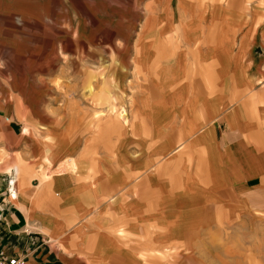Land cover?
<instances>
[{
  "label": "crops",
  "instance_id": "1",
  "mask_svg": "<svg viewBox=\"0 0 264 264\" xmlns=\"http://www.w3.org/2000/svg\"><path fill=\"white\" fill-rule=\"evenodd\" d=\"M153 1L155 5L160 0ZM175 1L176 4H169V0V3L157 4L152 8L153 10L151 9L161 20L156 25V29H168L171 23L176 26L184 15L188 17L190 11L192 12L193 18L183 21L181 29H175V34L177 35V30H181L184 39L199 41L203 28L209 30L204 41L208 43L209 49L202 45L199 48L200 53L195 54L196 57L199 55V61L208 60L205 71L210 86H207L204 78L199 76L201 70L197 66H194L193 73L189 74L184 65L179 64L183 57L191 61L194 54L188 52L183 55L177 52L167 59L164 54L162 56L158 53L153 54L149 46L151 34L148 35L146 42L141 47L138 46L137 54L135 58L133 57L138 61L142 60L145 64L142 63L139 68V63L137 66L135 61L136 69L133 67L132 70L134 78L137 75L145 82L143 86L146 95L143 105L131 112V118L126 117L130 122L128 129L122 127V118L110 120L116 126V132L120 134L117 136H122L121 134L124 133V138H118L116 145L108 143V134H106L108 128L104 126L100 133L93 135L92 142L87 146L85 144L81 150L82 154H87L90 152L89 148L95 149L97 144L103 143L104 149L107 153L113 154L116 161L106 157L102 161L104 164H100L98 168L93 166L89 171L90 156L86 160L84 156L79 155L78 160L71 156L76 161L72 162L67 158L68 163L65 166L62 162L65 167L60 170L72 165L76 172L53 176L48 179L49 183H45L47 179L40 173L36 178L37 183H33L35 177L29 179L27 183L29 172L25 171L23 166L16 164L20 177L18 181L13 179L14 183L8 185L10 195L15 190L16 197L11 198L7 195V191H2L7 187L0 185V258L19 256L28 264H88L89 262L114 264L113 260L141 264L136 255L133 257V252L139 251L138 242H142L144 247L148 245L146 248L151 250L170 244V242H160L159 237L166 231L160 226L166 223L169 225L173 220L179 219L180 215L176 214L174 208L176 202L169 201L156 210L153 200H150V187L147 183H142L144 181L142 178L138 179V171L143 168H139L136 164L131 170L127 167L128 161L127 163L123 161V156L124 159L128 158L130 163L135 161L136 155H131L130 152H140L139 143L144 149L141 150L140 158L142 161L148 158L144 166L148 169L151 167V171L146 170V180L155 179L154 188L157 190L162 184L168 186L166 188L168 192L170 189L171 192L180 188L185 190L188 200L184 202L189 208L194 209L198 218L200 217L199 225L193 228V232L198 234V237L210 233H216L219 237L220 229L221 231L227 229L229 222H231L230 226L237 225L238 231H248V234L261 233V230H264V219L256 215L258 211L264 212V101L257 99L255 97L257 95L254 94L262 91V85L259 86L257 83L263 80L260 76L256 79V75L259 74L257 65L259 66L261 58L251 54L249 50L251 42L248 43L247 35L240 38L238 49L235 50L234 23L226 19L223 11L216 6V13L219 12L223 16L221 21L218 19V23L211 22L213 17L210 12L205 19H199L203 9L200 5H194L191 0H179L181 6H178L177 0ZM229 3L231 6L235 2L230 0ZM209 24L212 25L208 27ZM147 26L150 27L151 24ZM218 26L231 30L226 37L227 41H231V49L228 47L226 56L221 55L218 48L217 50L214 48L218 38ZM262 28L264 30V23ZM165 32L163 31L159 36H164ZM244 56L248 57V62L245 69H240L234 64V60ZM163 58L169 60L172 73L178 72L176 74L178 82H174L175 77L167 81L165 80L167 76H160V68L156 69L155 62ZM214 61L219 64L212 73L210 69L214 68ZM218 72L227 78L221 79L222 82L226 81L231 86L227 87V84L228 90L224 91L221 84V92L218 90L215 93V73ZM185 77L188 79L186 80ZM220 82L217 81V89ZM203 85L209 88V92L204 95H202ZM249 94L253 96L251 99ZM137 95L140 100L142 92H137ZM153 104L158 107L164 106L166 109L158 110L156 113ZM105 123L103 119L100 122V124ZM130 142L136 143L137 146L130 145ZM53 146L52 163L57 164V158L64 147L57 140ZM39 147L37 145V148ZM39 152L41 154V149ZM107 156L111 157V155ZM162 159L167 160L162 162ZM157 168H160L162 173ZM170 174L172 186L168 184L167 175ZM22 183L24 186L20 187ZM39 190L43 197L35 196V193L39 194ZM86 194H97V202L92 205L91 200L85 197ZM179 199L183 201L182 197ZM103 204L107 216L103 212L100 213L101 215L96 214L95 205L100 208L99 205ZM67 205L69 208H64ZM66 209L69 211L64 213L63 210ZM88 209L93 213L92 219L84 216L89 213ZM174 214L176 217L173 216ZM219 216L227 221L223 226L219 225ZM152 219H156V223ZM81 224L83 225L78 236L76 234L78 230L74 232V229ZM182 225H185L184 221H177L169 229L172 230L171 237H174L176 244L181 245L184 251L187 246L184 243L189 241L188 237L192 231L182 232L180 230ZM95 227L99 232L91 233ZM112 227L113 229L109 230ZM126 242L130 245L124 249L122 245ZM82 244H85L89 250L84 260L82 256L87 250H83ZM199 246L200 243L196 242V250H201ZM163 256L166 254L160 253L155 256L153 253L148 258H153V261L156 259L157 264H163ZM228 259L233 262L235 257L228 256Z\"/></svg>",
  "mask_w": 264,
  "mask_h": 264
},
{
  "label": "rangeland",
  "instance_id": "2",
  "mask_svg": "<svg viewBox=\"0 0 264 264\" xmlns=\"http://www.w3.org/2000/svg\"><path fill=\"white\" fill-rule=\"evenodd\" d=\"M152 1L0 0V185L7 187L2 190L7 191V195L10 196L8 185L18 175L19 168L16 164L23 166L25 171L29 172L26 182L35 177L33 183H37L36 178L40 173L45 175V179H47L45 183H49L48 179L53 176L76 172L72 165L60 170L68 163L67 158L75 162L79 155L80 157L84 156L85 160L90 156L89 171L93 166L98 168L100 164H104L102 161L106 157L111 161H116L115 156L110 152L107 153L104 149L103 143L97 144L95 149L89 148L90 152L87 154H82L81 150L85 144L87 146L92 142L93 135L100 133L104 126L108 128L106 133L108 134V143L116 145L118 141H115V137L119 134L115 130L116 126L110 120L122 118V127L128 129L130 123L126 117L129 118L133 110L143 105L146 95L143 86L145 82L142 77L137 75L134 78L132 70L133 67L136 69V62L137 66L139 63V68L143 63L142 60L138 61L134 58L138 46L141 47L146 42L148 35L151 34L149 46L152 48L153 54L158 53L161 56L164 54L166 59L177 52L183 55L188 52L194 54L191 61H187L183 57L179 64L186 66V72L189 74L193 73V67L197 66L201 70L199 76L204 78L207 86H210L205 71L208 60L199 61V55L196 57L195 54L196 52L197 54L200 53L199 48L202 45L209 49L208 43H204L205 35L209 30L203 28L200 35L202 37L199 38V41L184 39L181 30H177V35L175 34V29H181L183 21H189L193 18L191 11L188 17L184 15L176 26L171 23L168 29H156V25L161 20L151 9L157 4L169 3V0H156L159 2L155 5ZM177 1L178 6H181L179 0ZM191 2L194 5H200L203 9L199 19H205V16L210 12L213 17L211 22L217 21L218 23V19L221 21L223 16L219 12L216 13L215 6L223 11L226 19L232 21L235 26V50L238 49V43L243 35L249 37L248 43L251 42L249 45L251 54L261 58L259 66L257 65L259 74L256 75V79H259L257 77L260 76V79L263 80L261 83H257L259 86L262 85V91L254 94L257 95L255 96L257 99L264 101V30H262L264 0H234L235 5L231 6L230 0H216L215 2L212 0H191ZM169 4H176V1L170 0ZM144 21H146L145 24H143ZM148 24L149 26L151 24V28L147 26ZM210 25L212 24L207 26ZM76 26L80 28L79 35L74 34ZM230 27L232 28V26ZM9 31H18V34H10ZM163 31L166 32L163 34L164 36L160 37L159 35ZM230 31L226 28H219L218 38L214 44V48L216 50L218 48L221 55L224 56L228 53V47L231 49V41L226 40ZM216 50L213 51V55H215ZM237 58L234 60L236 67L238 65L240 69H245L248 62L247 58L245 56ZM166 59L157 60L155 66L157 70L160 68L161 77L167 76L165 80L171 81L172 77L177 78L178 72L175 74L171 72L169 60ZM214 64V68L210 69L212 73L215 72L219 62L214 61ZM112 72L114 73L113 81H111L112 76H110ZM242 74L247 73L242 72ZM221 79L227 78L220 72L215 73V93L218 90L221 92V84L224 91L228 90L226 88L228 83L222 82ZM217 81L220 82L218 89ZM174 82H178V80L176 79ZM231 84L233 85V83ZM203 86L202 95L209 92V88ZM229 86L231 85L228 84L227 87ZM139 91L142 92L140 100L137 95ZM236 94L239 95V93ZM137 96L139 101L136 99ZM252 97L250 95V99ZM154 106L156 113L158 110L166 109L164 106L158 107L153 104ZM102 119L103 122H106L105 124H100ZM123 135L124 133L122 136H117L116 139L124 138ZM56 140L64 147L57 158V164L52 163L54 157L52 150L55 146L53 143ZM121 141L119 140V142ZM33 142L40 147L37 148ZM134 142L129 144L137 146ZM141 145L139 143L138 147L144 151ZM141 150L140 152H130L131 155H136L133 163H130L128 158L124 159V156L123 161L125 163L128 161L127 167L131 170L136 164L139 168H143L138 171V179L142 178L144 180L142 183H147V186L150 187V200H153L156 210L162 204L174 200L176 202L174 207L176 214L180 216L179 219L173 220L169 225H166L165 222L164 226H160L166 230L159 237L160 242H170V244L151 250L146 248L148 245L144 247L142 242H138L140 248L137 253L133 252V257L136 255L141 264H145V262H147L146 264H157L156 259L153 261V258H148L153 253L155 256L160 253L168 254V257L164 258L163 264H264V230H261V233L248 234V231H238L237 225L235 227L230 226L231 222H229V227L226 226L227 229L222 231L220 229L221 236L219 237L216 233L203 234L198 237V234L193 232V228L199 225L200 217L198 218L194 209L189 208L188 204L184 202V200H188L185 196V190L180 188L171 192L170 189L168 192L166 190L168 186L165 184L159 185V190L155 189V179L146 180V170L151 171V167L148 169L144 166L148 158L142 161L140 158ZM103 154L105 156H101ZM107 155H111V157ZM71 156H74L76 160ZM166 160L162 159V162H166ZM108 163L111 162L108 161ZM157 170L159 171L160 168ZM167 176L168 184L172 186L173 182L170 180L172 175ZM197 178L199 180V173ZM49 191L51 194L50 189ZM38 192L39 194L35 193V196L43 197L40 195L41 190ZM85 197L91 200L92 205L97 202V194H86ZM179 197H182L183 201ZM95 206L96 214L101 215L100 213L103 212L107 216V212L103 208L105 207L104 204L99 205L100 208ZM65 207L69 208L68 205ZM68 211V209L63 210L64 213ZM88 211L89 213L84 216L92 219L93 213L90 209ZM176 214L173 216L176 217ZM257 214L264 219V212L258 211ZM218 219L221 226L227 222L221 216ZM152 221L156 223V219H152ZM177 221H184L185 223L184 226L180 227L182 232L192 231L188 237L189 241L184 243L187 244V249L184 251L181 245L176 244L174 237H171L172 230L169 229ZM82 225L74 229V232L78 230L77 235L81 232ZM94 229L91 233L99 232L98 228L95 227ZM111 229L113 227L109 230ZM196 242L200 243L199 249L201 250H196ZM57 244L59 245L60 242ZM129 245L130 243L126 242L122 248L127 249ZM81 247L83 250H87L86 254L84 253L82 256L84 260L85 257L87 258L89 250L85 244H82ZM228 256H234V261L229 260ZM112 262L114 264H129L124 260L122 263L117 260ZM88 264L95 263L89 262Z\"/></svg>",
  "mask_w": 264,
  "mask_h": 264
},
{
  "label": "bare ground",
  "instance_id": "3",
  "mask_svg": "<svg viewBox=\"0 0 264 264\" xmlns=\"http://www.w3.org/2000/svg\"><path fill=\"white\" fill-rule=\"evenodd\" d=\"M215 1H216V0H212V2H215ZM147 16H148V15H147ZM11 29H15V28H11ZM79 29H80V28L77 27V26L74 28V34H75V35H79V32H80ZM9 30H10V29H9ZM9 33H10V34L17 35V34H18V31H14V32L9 31ZM9 33H8V34H9ZM8 34H7V35H8ZM8 36H9V35H8ZM13 37H15V36H13ZM74 37H75V36H74ZM31 60H32V59H31ZM114 63H115V61H114ZM133 63H134V62H133ZM30 65H32V64H30ZM37 67H38V66H37ZM185 67H186V66H185ZM29 70H30V69H29ZM110 76H112V80H111V81H113L114 73L112 72V73L110 74ZM153 87H154V86H153ZM69 94H70V93H69ZM67 96H68V95H67ZM99 97H100V96H99ZM131 115H132V114H131ZM133 120H134V119H133ZM129 123H130V122H129ZM128 126H129V125H128ZM124 127H125V126H124ZM123 130H124V129H123ZM131 130H133V129H131ZM132 132H133V131H132ZM120 133H121V132H120ZM122 133H123V131H122ZM119 135H120V134H119ZM121 135H122V134H121ZM116 137H117V136H116ZM118 137H119V136H118ZM117 139H118V138H117ZM117 139H116V140H117ZM92 148H93V147H92ZM14 167H15V166H14ZM12 169H13V168H12ZM21 169H22V168H21ZM24 170H25V169H24ZM10 172H11V171H10ZM12 172H13V170H12ZM20 172H21V170H20ZM18 177H20V175H19V176L16 175V176L14 177V180H15V181H18ZM25 178H26V177H25ZM25 178H24V179H25ZM21 179H22V177H21ZM14 180H13V181H14ZM13 181H12V182H13ZM20 181L22 182V180H20ZM107 181H108V180H107ZM12 182H11V183H12ZM13 183H14V182H13ZM19 184H20V183H19ZM12 185H13V184H12ZM12 185H11V188H12ZM15 185H16V184H15ZM22 186H24L23 183H22V185H20V187H22ZM17 191H18V190H17ZM16 195H17V192L14 190V191H12V194L10 195V197H11V198H15ZM17 197H18V196H17ZM177 237H178V235H177ZM186 249H187V248H186ZM186 249H184V250H186ZM166 257H168V254H166V256H163V259L166 258ZM161 259H162V257H161ZM187 261H188V260H187Z\"/></svg>",
  "mask_w": 264,
  "mask_h": 264
},
{
  "label": "built area",
  "instance_id": "4",
  "mask_svg": "<svg viewBox=\"0 0 264 264\" xmlns=\"http://www.w3.org/2000/svg\"><path fill=\"white\" fill-rule=\"evenodd\" d=\"M0 264H28L24 258L19 256H10L8 258H0Z\"/></svg>",
  "mask_w": 264,
  "mask_h": 264
}]
</instances>
